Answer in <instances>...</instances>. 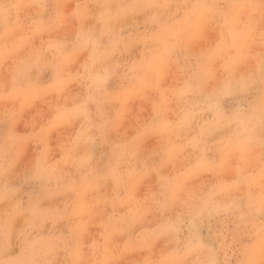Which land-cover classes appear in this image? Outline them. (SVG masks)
<instances>
[{
	"label": "rangeland",
	"instance_id": "374dc122",
	"mask_svg": "<svg viewBox=\"0 0 264 264\" xmlns=\"http://www.w3.org/2000/svg\"><path fill=\"white\" fill-rule=\"evenodd\" d=\"M262 97V0H0V264H264Z\"/></svg>",
	"mask_w": 264,
	"mask_h": 264
},
{
	"label": "snow or ice",
	"instance_id": "6c2138e0",
	"mask_svg": "<svg viewBox=\"0 0 264 264\" xmlns=\"http://www.w3.org/2000/svg\"><path fill=\"white\" fill-rule=\"evenodd\" d=\"M264 2V0H262ZM262 105H264V97H262ZM262 119H264V114H262Z\"/></svg>",
	"mask_w": 264,
	"mask_h": 264
},
{
	"label": "bare ground",
	"instance_id": "6f19581e",
	"mask_svg": "<svg viewBox=\"0 0 264 264\" xmlns=\"http://www.w3.org/2000/svg\"><path fill=\"white\" fill-rule=\"evenodd\" d=\"M242 54V53H241ZM3 178V177H2Z\"/></svg>",
	"mask_w": 264,
	"mask_h": 264
}]
</instances>
